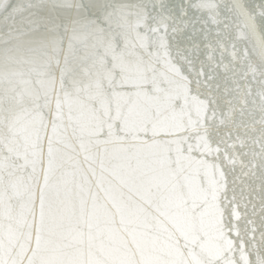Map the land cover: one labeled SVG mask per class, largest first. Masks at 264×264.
Wrapping results in <instances>:
<instances>
[{
	"label": "snow or ice",
	"instance_id": "snow-or-ice-1",
	"mask_svg": "<svg viewBox=\"0 0 264 264\" xmlns=\"http://www.w3.org/2000/svg\"><path fill=\"white\" fill-rule=\"evenodd\" d=\"M0 264H264V0H0Z\"/></svg>",
	"mask_w": 264,
	"mask_h": 264
}]
</instances>
